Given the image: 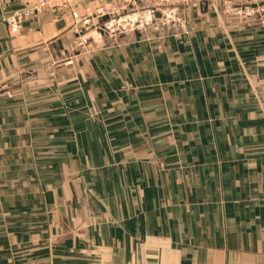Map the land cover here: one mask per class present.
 <instances>
[{"label": "crops", "instance_id": "0c3cea01", "mask_svg": "<svg viewBox=\"0 0 264 264\" xmlns=\"http://www.w3.org/2000/svg\"><path fill=\"white\" fill-rule=\"evenodd\" d=\"M36 1L0 0V19ZM159 3L149 0L141 6L159 11L144 20L159 27V49L148 44L142 64L122 68L116 56L109 74L111 89L119 90L125 80L141 95L143 105L158 98L154 112L143 110V120L168 122L159 149L168 146L173 154V171L167 175L159 170L155 177L149 161L137 159L135 164L132 157L130 170L143 173L127 181L133 202L125 232L137 233L139 245L159 248L150 252L160 255L159 264H264V22L250 16L253 6H245V0ZM239 12L243 15L234 18ZM57 15L44 10L13 34L0 20V75L5 78L0 87L12 88L19 80L22 89L30 90L28 97L16 98L18 104L0 98V104L7 105L0 110L1 139L11 126L18 129L13 138L20 136L21 122L28 120L24 105L30 106L25 110L32 121L48 101L39 97L43 87L38 68L51 57L54 41L62 38L65 13ZM100 79L84 77L95 89L101 87ZM67 104L65 99L67 113L57 118L69 120ZM146 128L154 130L156 125ZM77 152L82 150H66Z\"/></svg>", "mask_w": 264, "mask_h": 264}, {"label": "rangeland", "instance_id": "374dc122", "mask_svg": "<svg viewBox=\"0 0 264 264\" xmlns=\"http://www.w3.org/2000/svg\"><path fill=\"white\" fill-rule=\"evenodd\" d=\"M108 1L82 0L74 8L57 11L58 17L65 13V20L60 19L62 38L51 41L55 50L51 57L46 54L48 61L38 68L43 87L39 97L48 99L40 105L43 113L31 121L25 110L30 106L24 105L28 120H22L20 136L13 138L11 133L18 129L11 126L5 140L0 137V264L160 263V255L150 253L159 248L139 245L137 233L125 232L126 212L129 201L133 202L127 181L134 173L133 180L143 173L130 170L132 157L135 164L137 159L149 161L154 177L159 170L167 175L173 171L172 148L159 149L161 135L170 126L143 120L148 107L154 112L152 105L158 98L147 99L143 105L141 95L125 80L119 90L111 89L109 82L116 56L120 68L138 65L148 44L159 47V27L144 21L158 10L141 4L120 10L115 18L84 25L87 13L97 14L94 8ZM244 5H252L250 16L264 22V0H245ZM237 15L234 18L243 14ZM67 20L69 25H64ZM129 53L133 55L128 57ZM120 71L126 75V68ZM98 75L103 80L99 89L84 80ZM4 79L0 75V82ZM15 83L9 89L0 87V98L15 99L18 104L16 98L30 95L29 89L21 88L24 82ZM65 99L69 120L56 117L67 113ZM29 103L24 99V104ZM6 106L0 104V110ZM53 109L55 113L49 112ZM149 124L156 128L147 130ZM70 148L82 152L67 154ZM139 187L136 184L133 190L137 193Z\"/></svg>", "mask_w": 264, "mask_h": 264}, {"label": "built area", "instance_id": "2783aa9c", "mask_svg": "<svg viewBox=\"0 0 264 264\" xmlns=\"http://www.w3.org/2000/svg\"><path fill=\"white\" fill-rule=\"evenodd\" d=\"M81 0H37L27 10H20L11 13L1 20L7 28L9 34L16 33L20 30L23 24L41 14L44 10L57 12L63 8H74ZM148 0H110L106 3H101L94 8L98 11L97 14L87 13L84 19V25H88L91 20H104L103 18H115L119 11H125L127 7H136L137 5L144 4ZM94 2V0H92ZM88 11V8H85ZM91 17V18H90Z\"/></svg>", "mask_w": 264, "mask_h": 264}]
</instances>
